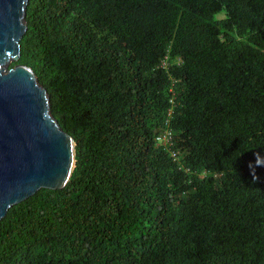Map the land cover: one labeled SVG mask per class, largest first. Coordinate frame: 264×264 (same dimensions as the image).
<instances>
[{
	"label": "trees",
	"instance_id": "trees-1",
	"mask_svg": "<svg viewBox=\"0 0 264 264\" xmlns=\"http://www.w3.org/2000/svg\"><path fill=\"white\" fill-rule=\"evenodd\" d=\"M29 67L75 142L0 221V264H264V0H29Z\"/></svg>",
	"mask_w": 264,
	"mask_h": 264
},
{
	"label": "water",
	"instance_id": "water-1",
	"mask_svg": "<svg viewBox=\"0 0 264 264\" xmlns=\"http://www.w3.org/2000/svg\"><path fill=\"white\" fill-rule=\"evenodd\" d=\"M29 0H0V221L42 189L62 190L75 168V142L50 111L33 71L14 65Z\"/></svg>",
	"mask_w": 264,
	"mask_h": 264
}]
</instances>
